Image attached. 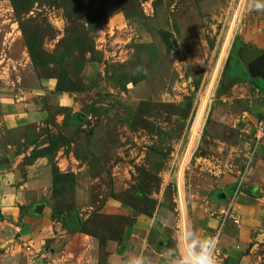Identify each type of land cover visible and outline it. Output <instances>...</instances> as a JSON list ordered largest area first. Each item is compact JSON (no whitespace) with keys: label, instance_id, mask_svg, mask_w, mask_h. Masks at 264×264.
<instances>
[{"label":"rangeland","instance_id":"obj_1","mask_svg":"<svg viewBox=\"0 0 264 264\" xmlns=\"http://www.w3.org/2000/svg\"><path fill=\"white\" fill-rule=\"evenodd\" d=\"M240 1L0 0V88L24 95L50 82L76 103L53 108L44 123L21 131L17 141L19 152L28 153L25 163L46 158L54 165L60 152L72 153L90 158L99 171L102 162L117 157L126 137L141 151L136 136L145 133L148 152L143 163L132 162L135 184L119 198L146 214L155 209L152 197L171 163L179 206L190 183L226 180L242 168L246 153L237 129L211 121L248 15V0L241 9ZM213 83L205 122L190 149L195 119ZM55 178V213L61 218L74 212V178ZM97 222L104 227L109 221Z\"/></svg>","mask_w":264,"mask_h":264},{"label":"crops","instance_id":"obj_2","mask_svg":"<svg viewBox=\"0 0 264 264\" xmlns=\"http://www.w3.org/2000/svg\"><path fill=\"white\" fill-rule=\"evenodd\" d=\"M257 2L248 0L211 115L213 125L237 129L244 165L226 180L190 183L182 206L171 161L152 197L151 213H139L119 198L135 184L132 162L143 163L148 152L149 136L142 132L136 136L141 151L126 137L121 152L102 162L99 171L90 158L72 153L60 152L54 165L46 158L25 163L28 153L19 152L17 141L21 131L44 123L53 108H75L76 103L50 82L24 95L0 88V264H132L142 256L152 264H171L176 237L186 229L219 235L218 264H264V144L249 159L257 125L264 122V81L252 78L245 65L251 55L264 53V10L255 9ZM207 107L208 102L195 123L198 132L191 133L190 149ZM54 166L74 177V212L61 218L55 213ZM106 219L104 227L97 222Z\"/></svg>","mask_w":264,"mask_h":264},{"label":"clouds","instance_id":"obj_3","mask_svg":"<svg viewBox=\"0 0 264 264\" xmlns=\"http://www.w3.org/2000/svg\"><path fill=\"white\" fill-rule=\"evenodd\" d=\"M256 10H264V0L254 5ZM219 235L201 236L198 231L186 229L176 237V248L170 253L171 264H216L215 252ZM132 264H152L150 257H139Z\"/></svg>","mask_w":264,"mask_h":264},{"label":"water","instance_id":"obj_4","mask_svg":"<svg viewBox=\"0 0 264 264\" xmlns=\"http://www.w3.org/2000/svg\"><path fill=\"white\" fill-rule=\"evenodd\" d=\"M245 65L252 78L264 81V53L251 55Z\"/></svg>","mask_w":264,"mask_h":264},{"label":"built area","instance_id":"obj_5","mask_svg":"<svg viewBox=\"0 0 264 264\" xmlns=\"http://www.w3.org/2000/svg\"><path fill=\"white\" fill-rule=\"evenodd\" d=\"M245 0H241L239 3V9H241L243 3ZM245 8V7H244ZM239 15V11L237 12L236 16L234 17V23L236 22V19ZM264 144V122H261L257 125L256 128V134H255V139H254V146L252 147L250 154H249V159L253 158L254 154L256 153V149L258 146L263 145ZM185 166L183 168H181V173L180 174V183H181V177L183 176V170H184ZM181 185V184H180ZM217 251L215 252V260H216V255H217ZM217 263V262H216Z\"/></svg>","mask_w":264,"mask_h":264},{"label":"bare ground","instance_id":"obj_6","mask_svg":"<svg viewBox=\"0 0 264 264\" xmlns=\"http://www.w3.org/2000/svg\"><path fill=\"white\" fill-rule=\"evenodd\" d=\"M229 43H230L229 39L227 40V38H226L225 43L223 45V49L221 51L222 54H221V59L219 60L218 66L223 62L224 58L226 57V53H227V49H228ZM212 81H214L213 76H212L211 82ZM213 86H214V83L213 84H209V86L207 88V91H206L207 95H206V98L204 99V101H203V103L201 105L200 111H199V113H198V115H197V117L195 119V122H194V126L195 127H193V129H192L193 132H196V133L198 132V129H196L195 123H197L200 120H202V117H203V115L205 113L206 104L208 102V96H210V94H211L210 91L213 90Z\"/></svg>","mask_w":264,"mask_h":264},{"label":"trees","instance_id":"obj_7","mask_svg":"<svg viewBox=\"0 0 264 264\" xmlns=\"http://www.w3.org/2000/svg\"><path fill=\"white\" fill-rule=\"evenodd\" d=\"M253 81V80H252ZM60 174V172H59V170L54 166V180H55V189H54V194H55V196H56V192H55V190H56V185H57V183H56V178H55V176H56V174ZM74 178V177H73ZM74 183V182H73Z\"/></svg>","mask_w":264,"mask_h":264}]
</instances>
